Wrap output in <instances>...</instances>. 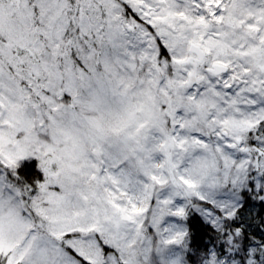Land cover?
<instances>
[{
  "label": "snow or ice",
  "instance_id": "1",
  "mask_svg": "<svg viewBox=\"0 0 264 264\" xmlns=\"http://www.w3.org/2000/svg\"><path fill=\"white\" fill-rule=\"evenodd\" d=\"M0 264H264V0H0Z\"/></svg>",
  "mask_w": 264,
  "mask_h": 264
},
{
  "label": "trees",
  "instance_id": "2",
  "mask_svg": "<svg viewBox=\"0 0 264 264\" xmlns=\"http://www.w3.org/2000/svg\"><path fill=\"white\" fill-rule=\"evenodd\" d=\"M34 168H35V162L33 161V162H32V165L29 167L28 171H29V172L34 171Z\"/></svg>",
  "mask_w": 264,
  "mask_h": 264
}]
</instances>
